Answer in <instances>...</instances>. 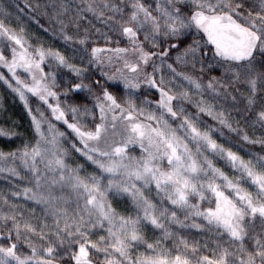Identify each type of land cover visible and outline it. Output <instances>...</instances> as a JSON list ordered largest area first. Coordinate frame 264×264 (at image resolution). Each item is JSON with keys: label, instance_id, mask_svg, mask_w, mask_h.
I'll return each mask as SVG.
<instances>
[{"label": "snow or ice", "instance_id": "snow-or-ice-1", "mask_svg": "<svg viewBox=\"0 0 264 264\" xmlns=\"http://www.w3.org/2000/svg\"><path fill=\"white\" fill-rule=\"evenodd\" d=\"M0 82V264H264V0L0 5Z\"/></svg>", "mask_w": 264, "mask_h": 264}, {"label": "trees", "instance_id": "trees-1", "mask_svg": "<svg viewBox=\"0 0 264 264\" xmlns=\"http://www.w3.org/2000/svg\"><path fill=\"white\" fill-rule=\"evenodd\" d=\"M35 2V0H33ZM42 3H46L47 0H41ZM19 4L20 7H23L24 0H0V5L10 6L13 11H15V5ZM27 10H25L26 12ZM26 18V17H25ZM41 23L47 24L45 18L40 17ZM15 19L12 20V23L15 24ZM28 31L30 34H33L34 37H39L44 40L46 45H51L53 47L59 46V42L53 41L48 38L47 34L42 32V29L35 23H28ZM103 42L101 41V44ZM29 102L35 109L37 101L33 97H29ZM194 111V109H193ZM236 115V113H233ZM202 120L207 123H213L209 117L202 116ZM0 126H14L15 130L22 134L23 139H27L31 136L29 131L30 127V118L27 114V111L24 108L23 103L20 101L19 97L15 93L11 92L5 85L0 82ZM249 131H251L249 129ZM21 143V139H13L11 144L6 143L3 139H0V147L7 150L8 148H14ZM235 144V141L233 142ZM236 147H239L237 144ZM241 153H244L241 150ZM0 189L7 191L5 188V181L0 177Z\"/></svg>", "mask_w": 264, "mask_h": 264}, {"label": "rangeland", "instance_id": "rangeland-1", "mask_svg": "<svg viewBox=\"0 0 264 264\" xmlns=\"http://www.w3.org/2000/svg\"><path fill=\"white\" fill-rule=\"evenodd\" d=\"M242 155L244 154V153H241Z\"/></svg>", "mask_w": 264, "mask_h": 264}]
</instances>
